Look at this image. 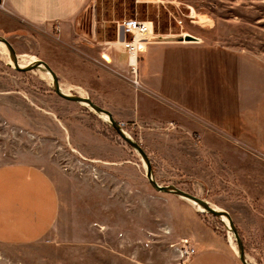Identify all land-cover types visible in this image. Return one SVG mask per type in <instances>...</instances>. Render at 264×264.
<instances>
[{"label":"rangeland","instance_id":"1","mask_svg":"<svg viewBox=\"0 0 264 264\" xmlns=\"http://www.w3.org/2000/svg\"><path fill=\"white\" fill-rule=\"evenodd\" d=\"M128 19L150 22L152 40L187 37L186 41L231 50L264 66V0H89L66 33L59 26L20 23L13 32L0 34L13 44L21 64L44 60L57 73L64 90L97 103L95 99L105 100L97 99L99 91L104 94L114 88L125 95L144 94L139 65L136 85L128 51L118 42L120 25ZM9 62L7 49L0 44V165L31 150L40 151L41 156L47 154L46 136L38 135L31 124H18L19 114L36 126L47 125V111L78 119L125 150L124 161L131 168L125 177L133 185L146 180L149 234L146 248L113 237L104 243H112L115 250L62 245L48 237L26 246L0 244V264H183L187 260L180 249L188 239L171 233V222L177 225L180 219L176 215L172 218L170 208H179L187 217L192 215L191 206L208 227L203 228L205 241L232 250L239 259L236 239L224 223L189 200L157 191L147 179L140 154L107 121L89 107L60 97L52 88L51 76L44 71H18ZM150 95L162 103L156 92ZM99 105L108 109L106 104ZM189 121L195 124L190 130H184L174 118L167 121L157 116L124 122V127L147 152L160 184L176 185L228 211L249 261L264 264V208L252 197L255 185L251 179L252 174L264 179V160L246 137L238 138L232 132L245 134V117L222 124L195 117ZM67 147L71 150L69 144ZM177 148L182 149L183 156L176 154ZM86 162L92 168L100 164V168L113 172L102 163ZM191 223H186L190 229Z\"/></svg>","mask_w":264,"mask_h":264},{"label":"crops","instance_id":"2","mask_svg":"<svg viewBox=\"0 0 264 264\" xmlns=\"http://www.w3.org/2000/svg\"><path fill=\"white\" fill-rule=\"evenodd\" d=\"M88 2L0 0V32H13L26 23L59 26L66 33ZM138 65L144 94L125 95L119 88L97 93V99L105 100L95 101L106 104L116 120L174 118L190 130L195 127L190 117L220 124L245 117V134L232 131L233 135L246 137L264 160L263 65L231 50L179 40H151ZM151 92L163 100L161 104L152 99ZM19 116L18 124H31L38 135L46 136L47 154L31 150L0 165V244L26 246L48 237L62 245L115 250L112 243H104L113 237L146 248L148 184L144 180L133 185L125 177L131 172L124 161L125 150L78 119L47 111V125L36 126ZM202 134L208 135L204 129ZM176 154L184 155L180 148ZM89 160L113 172L100 164L92 168ZM251 179L255 185L252 197L264 208V179L254 174ZM191 207L192 215L187 217L179 208H170L172 218L180 219L177 225L171 222V233L191 240L196 249V255L183 264H242L231 248L226 251L205 241L207 225ZM190 220L191 229L186 225Z\"/></svg>","mask_w":264,"mask_h":264},{"label":"water","instance_id":"3","mask_svg":"<svg viewBox=\"0 0 264 264\" xmlns=\"http://www.w3.org/2000/svg\"><path fill=\"white\" fill-rule=\"evenodd\" d=\"M119 39H124V33L123 28H120L119 32ZM0 44L7 49V52L10 56V62L9 65L14 67L18 71L27 72L32 70H39L43 69L49 76L52 78V88L53 90L62 98L72 101L81 103L87 107H89L95 114H97L100 118L107 121L113 129L119 134V136L128 144L130 145L135 151H137L143 162L146 169V176L149 180L150 184L159 192H165V193H172L174 195H177L179 197H182L186 200H189L190 202L196 204L201 211L207 212L212 214L213 216L217 217L220 221L224 223L226 228L231 231L236 239V242L238 244L237 249V255L239 257V260L242 264H253L249 261L245 246L243 243V240L239 234L238 228L235 225L233 218L231 214L223 210L219 207L214 206L211 202L204 198H200L184 189H181L180 187L176 185H162L160 184L153 173V167L151 164V160L145 151V149L140 145L139 142H137L125 129L123 124L119 121H117L114 116L112 115L111 111L102 107L101 105L95 103L93 99L86 96H81L77 94H71L63 90L59 77L57 73L53 70V68L44 60L39 59L30 62L27 65H21L19 62L18 54L13 46V44L2 34H0ZM106 116L107 118H103V116Z\"/></svg>","mask_w":264,"mask_h":264},{"label":"built area","instance_id":"4","mask_svg":"<svg viewBox=\"0 0 264 264\" xmlns=\"http://www.w3.org/2000/svg\"><path fill=\"white\" fill-rule=\"evenodd\" d=\"M121 27L123 28L124 39L120 40L118 38V42L128 51L129 65L135 74L133 81L136 85H139L137 78L138 61L140 56L144 54L147 44L151 41L152 26L148 21L128 19L121 23ZM132 58L135 59L134 63L132 62ZM122 124L124 126V123ZM180 250L185 260L192 259L196 255V249L189 240H184Z\"/></svg>","mask_w":264,"mask_h":264},{"label":"bare ground","instance_id":"5","mask_svg":"<svg viewBox=\"0 0 264 264\" xmlns=\"http://www.w3.org/2000/svg\"><path fill=\"white\" fill-rule=\"evenodd\" d=\"M152 36H153V33L150 35V39L152 40ZM156 40H174V41H186L187 40V37H185V38H183V37H179V38H164V39H156ZM32 61V60H31ZM34 61V60H33ZM132 62L134 63L135 62V59L134 58H132ZM22 63V62H21ZM29 63V62H28ZM28 63H26V64H28ZM25 64V63H24ZM25 64V65H26ZM21 65H23V64H21ZM39 70H42V71H44L43 69H39ZM44 73L45 74H47L45 71H44ZM48 75V74H47ZM49 78V77H48ZM64 90V89H63ZM64 91H66L67 92V90H64ZM103 116V118H107L106 116H104V115H102ZM201 210V209H200ZM233 244H234V246H235V242H233ZM236 250V249H235ZM238 251L236 250V253H237Z\"/></svg>","mask_w":264,"mask_h":264}]
</instances>
